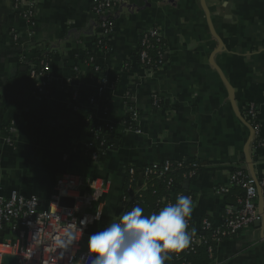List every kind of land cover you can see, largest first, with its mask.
<instances>
[{
  "label": "crops",
  "instance_id": "0c3cea01",
  "mask_svg": "<svg viewBox=\"0 0 264 264\" xmlns=\"http://www.w3.org/2000/svg\"><path fill=\"white\" fill-rule=\"evenodd\" d=\"M92 8L93 0H42L30 25L11 0H0V138L12 140L0 141V194L16 190L45 203L62 172L109 180L98 202L100 219L84 238L100 254L124 219L128 167L196 160V176L183 177L182 195L192 197L188 214L221 224L238 200L235 191L220 196L215 189L234 169L264 177V147L254 141L245 112L254 105L264 139V0H125L104 47L95 43ZM151 27L166 43L165 63L153 73L132 59L141 32ZM45 51L51 82L39 94L27 68ZM153 95L165 105L154 107ZM127 103L141 112L138 132L123 128ZM103 123L117 131L105 159L95 163L85 152L93 145V127ZM255 204L259 218L217 244L212 264H264L258 195Z\"/></svg>",
  "mask_w": 264,
  "mask_h": 264
},
{
  "label": "built area",
  "instance_id": "2783aa9c",
  "mask_svg": "<svg viewBox=\"0 0 264 264\" xmlns=\"http://www.w3.org/2000/svg\"><path fill=\"white\" fill-rule=\"evenodd\" d=\"M41 1L11 0V4L22 18L33 25ZM124 4L125 0H93L92 11L97 19L95 34L98 45H106L108 36L115 25V11ZM150 38L160 41L162 38L160 29L151 27L143 30L139 42L142 49L139 52L138 64L146 71L153 73L164 65L162 63L164 54H160L159 61L156 65H152L147 53ZM12 39L15 44L20 42L18 34H13ZM48 56L47 51L43 52L31 61L27 68V74L33 80L35 90L39 94H45L51 82ZM89 61L93 63L94 70H99L93 57H90ZM158 101L159 98L153 95V106L158 107ZM70 102L75 109L77 102L75 92L72 94ZM245 107L246 116L254 130V141L258 146L264 147V139L258 137L255 107L253 104H247ZM127 112H130V122L136 128L125 127V124L122 123L124 130L138 132L139 115L132 107H129ZM7 132L9 133L10 130ZM93 137L91 151L87 149L85 154L92 162L98 163L108 152L103 148L99 125L95 126ZM0 141L12 143L9 137L0 138ZM185 161L189 160L177 162V166H182L181 163ZM198 166L197 161L190 160V164L187 165L189 169L183 173V177L186 180L193 177ZM169 170H172L171 161H164L160 169L157 168V165L144 167L143 176L155 175L158 177ZM127 172L128 182L125 192L133 194L135 192L132 185L134 167H128ZM171 183L172 179H167V186ZM144 185L145 183L142 188ZM232 185L241 187L244 190V196L238 199L236 210H226L221 224H213L208 218L202 219L201 229L210 231L207 238L199 236L191 230L192 232L187 236L188 244L173 249L174 241L167 240L163 247L153 246V253L166 258L167 264H171V258H168V255L174 257L175 260H180L181 264H185V254L193 253L195 247L199 245H207V252L212 258L214 246L224 239L232 237L250 222L259 218V210L255 204L257 195L263 201L261 212L264 215V177L253 178L238 169L231 173L228 182L218 186L215 192L223 196L229 192ZM110 187L111 182L100 176L62 172L57 175L53 191L45 203L36 195L24 196L16 190L7 195L0 194V264L4 255L14 256L16 264H101L103 259H106L108 263L112 262L115 252L122 250L127 244L126 240H117V244L112 246L109 236L104 240L100 254L84 245L88 228L96 223L101 216L98 202L110 190ZM179 195V192H175L176 197ZM62 198L71 199L72 206H61ZM186 201L187 203L192 202L191 195H186ZM129 210L133 212V206ZM122 220L123 217L116 221L113 233L121 226ZM182 222L187 225V219H183ZM138 231L139 229H136V232ZM179 238H182V235H179Z\"/></svg>",
  "mask_w": 264,
  "mask_h": 264
},
{
  "label": "trees",
  "instance_id": "16d2710c",
  "mask_svg": "<svg viewBox=\"0 0 264 264\" xmlns=\"http://www.w3.org/2000/svg\"><path fill=\"white\" fill-rule=\"evenodd\" d=\"M142 35L143 31L140 34L139 42ZM95 43H97L96 39ZM148 45V56L152 65H156L159 61L160 54L166 53V43L163 41V37L160 41L150 38ZM100 46L104 47V44ZM141 49L142 47L139 46L138 43V48L132 55L134 63L138 64L139 52ZM38 55L39 53L36 52V56ZM91 56H93V54H88L86 60ZM162 63H165V59H162ZM90 66L91 68L94 67L91 63ZM126 68H129V64H127ZM100 70L101 69L96 72L100 73ZM158 105V107L164 106L165 103L159 99ZM127 107L134 108L137 114L141 115V112L131 103H127ZM130 115V112H126L122 122L125 124V127L135 129L136 126L130 122ZM99 127L103 148L108 151L113 145L112 139L116 136V126L114 123H103L100 124ZM93 128H95V126ZM89 151H91V149ZM104 159L105 157L100 160L103 161ZM171 164L172 170L166 171L162 176L158 177L155 175L144 177V168L137 170L134 167V180L132 185L135 192L133 194L131 192H125L128 182V172L126 173L124 194L120 201L124 209V219L122 220L121 226L110 236V240L112 246L117 244V240H126L127 244L122 250H117L115 252L112 262L108 263L106 259H103L101 264H167L166 258L153 253V246L158 245L159 247H163L167 240H171L174 241L173 249H176L178 246L189 243V238L187 236L192 231H195L199 236L208 237L210 231L202 230L201 222L203 218H208L212 223L213 221L208 216H204L199 221L192 219L188 214L191 204H187L186 197L182 195V184L185 179H183V173L189 169L187 165L190 164V160L182 162V166H177V162H171ZM161 167L162 163L157 165L158 169ZM199 169L200 164L197 167L196 174ZM235 170L238 169H234L233 172ZM196 174L187 180L194 178ZM169 178L172 179V183L167 186L166 182ZM140 179H143L146 185L145 188H142V185H140ZM180 191L181 194L176 197L175 192ZM234 191L236 192L237 200L244 196V190L234 185L230 187L227 194ZM170 192L174 193L170 195ZM131 206H133V212L129 210ZM183 219H187V225L182 222ZM136 229H139V231L136 232ZM179 235H182V238H179ZM215 248L216 246L213 247V253ZM184 257L185 264H212L213 262V258L209 257L207 252V245L195 247L193 253L185 254ZM168 258H171V264H181L180 260H175L171 255H168Z\"/></svg>",
  "mask_w": 264,
  "mask_h": 264
},
{
  "label": "water",
  "instance_id": "95a60500",
  "mask_svg": "<svg viewBox=\"0 0 264 264\" xmlns=\"http://www.w3.org/2000/svg\"><path fill=\"white\" fill-rule=\"evenodd\" d=\"M186 184L183 186V188H186L187 187V183L188 182H185ZM186 195V192H184V196ZM60 205L61 206H68V207H71L72 206V200L71 199H68V198H62L60 200ZM1 264H16V258L14 256H10V255H4L2 257V261H1Z\"/></svg>",
  "mask_w": 264,
  "mask_h": 264
}]
</instances>
